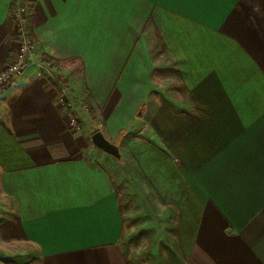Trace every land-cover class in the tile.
<instances>
[{"label":"crops","instance_id":"obj_1","mask_svg":"<svg viewBox=\"0 0 264 264\" xmlns=\"http://www.w3.org/2000/svg\"><path fill=\"white\" fill-rule=\"evenodd\" d=\"M27 1L33 58L75 61L96 128L124 133L118 159L67 141L63 89L33 61L2 90L0 238L34 249L19 264H138L122 243L127 187L169 211L150 264H264V0ZM9 5L0 72L18 47ZM158 45L187 98L154 95Z\"/></svg>","mask_w":264,"mask_h":264},{"label":"rangeland","instance_id":"obj_2","mask_svg":"<svg viewBox=\"0 0 264 264\" xmlns=\"http://www.w3.org/2000/svg\"><path fill=\"white\" fill-rule=\"evenodd\" d=\"M25 2L26 5L27 3L29 4L27 0ZM28 26L27 24L26 30ZM150 55L153 59L151 77H153V85L155 87L154 95L161 99L167 98L172 100V102L187 98L186 90L180 86L179 76L174 66L175 62L169 57L165 48L162 45H158L150 50ZM32 61L37 65L38 70L50 76L63 89L61 112L65 128L70 135L67 141L74 144L83 142L87 147L93 146L90 141V135L93 131L98 130L96 127H98L97 123H99L100 117L96 113L95 108L90 105L87 96L81 95L80 89H77L80 73L75 61L67 60L61 62L53 58L46 60L45 57L39 56L37 58L32 57L30 62ZM72 62L74 63V68L69 73L67 67L71 68ZM123 133L124 131L119 132L117 139H113V143L116 144ZM134 190L127 187L121 193L122 204L124 198L130 200L129 204L124 205L125 210H129V217L125 218L126 232L123 234L122 243L127 249V253L138 264H150L152 260L159 257L160 251L166 242L165 231L167 226L165 222L167 220L165 216L169 214V211L166 209L162 215L160 214L163 218L159 217L160 215H154L146 206V201L149 197L147 192L144 193L142 188H140V192L143 194L138 195L136 191L134 194ZM11 208L12 205L6 202L5 198L0 194V226L12 214ZM170 217L173 220V213H170ZM174 226L175 223L173 224ZM23 247L26 249L24 245L6 244L0 238V264H19L34 251L33 248L23 251Z\"/></svg>","mask_w":264,"mask_h":264},{"label":"built area","instance_id":"obj_3","mask_svg":"<svg viewBox=\"0 0 264 264\" xmlns=\"http://www.w3.org/2000/svg\"><path fill=\"white\" fill-rule=\"evenodd\" d=\"M9 6V16L16 30L18 48L12 61L0 72V93L21 77L33 57L35 48V40L26 30L29 9L25 0H10Z\"/></svg>","mask_w":264,"mask_h":264},{"label":"water","instance_id":"obj_4","mask_svg":"<svg viewBox=\"0 0 264 264\" xmlns=\"http://www.w3.org/2000/svg\"><path fill=\"white\" fill-rule=\"evenodd\" d=\"M90 141L98 149L119 158L120 153L117 144L107 139L100 130H95L90 135Z\"/></svg>","mask_w":264,"mask_h":264},{"label":"trees","instance_id":"obj_5","mask_svg":"<svg viewBox=\"0 0 264 264\" xmlns=\"http://www.w3.org/2000/svg\"><path fill=\"white\" fill-rule=\"evenodd\" d=\"M27 32L29 33V35L33 36L32 30H31V28L29 26L27 27ZM45 58H46V60L52 59L48 55H45ZM46 77H47V80H49V82L51 83V85H53L55 87V89L57 90L58 94L60 95L61 94V90H60V87L58 86V84L55 81H53L50 76H47L46 75Z\"/></svg>","mask_w":264,"mask_h":264}]
</instances>
